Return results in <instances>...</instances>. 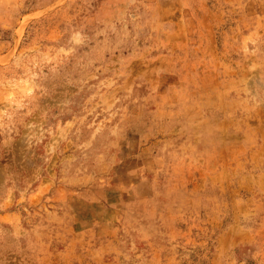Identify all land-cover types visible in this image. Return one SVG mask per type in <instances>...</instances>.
Wrapping results in <instances>:
<instances>
[{"label": "rangeland", "instance_id": "1", "mask_svg": "<svg viewBox=\"0 0 264 264\" xmlns=\"http://www.w3.org/2000/svg\"><path fill=\"white\" fill-rule=\"evenodd\" d=\"M0 264H264V0H0Z\"/></svg>", "mask_w": 264, "mask_h": 264}, {"label": "bare ground", "instance_id": "2", "mask_svg": "<svg viewBox=\"0 0 264 264\" xmlns=\"http://www.w3.org/2000/svg\"><path fill=\"white\" fill-rule=\"evenodd\" d=\"M205 95H206V94H205ZM214 122H215V121H214ZM217 122H218V121H217ZM220 138H222V137H220ZM220 138H219V139H220Z\"/></svg>", "mask_w": 264, "mask_h": 264}]
</instances>
